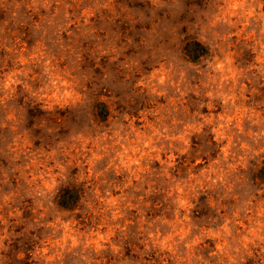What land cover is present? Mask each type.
Listing matches in <instances>:
<instances>
[{
	"label": "clouds",
	"instance_id": "1",
	"mask_svg": "<svg viewBox=\"0 0 264 264\" xmlns=\"http://www.w3.org/2000/svg\"><path fill=\"white\" fill-rule=\"evenodd\" d=\"M262 170L264 0H0V264H264Z\"/></svg>",
	"mask_w": 264,
	"mask_h": 264
},
{
	"label": "rangeland",
	"instance_id": "2",
	"mask_svg": "<svg viewBox=\"0 0 264 264\" xmlns=\"http://www.w3.org/2000/svg\"><path fill=\"white\" fill-rule=\"evenodd\" d=\"M194 48L196 51L198 52H206V49H203L202 46H198L196 43H193L192 45H189L188 46V49H192ZM195 58V57H194ZM97 108L99 109V115L102 117V118H107V115H108V111H107V106L106 105H103V104H98L97 105ZM30 115H43V113H40L38 110L35 111V112H31ZM260 175L262 177H264V170L261 171ZM71 194H75L74 192H70V191H65V194L64 196L66 197H70L69 195ZM76 195V194H75ZM75 200L74 201H71L69 204H66V205H62L63 207H66V208H72L76 205V203L78 202V196L76 195L75 196ZM66 199V198H65Z\"/></svg>",
	"mask_w": 264,
	"mask_h": 264
},
{
	"label": "trees",
	"instance_id": "3",
	"mask_svg": "<svg viewBox=\"0 0 264 264\" xmlns=\"http://www.w3.org/2000/svg\"><path fill=\"white\" fill-rule=\"evenodd\" d=\"M198 46H201V45H199L198 43H196ZM70 197H66V196H64V198L62 199V201H61V204L64 206V205H66V204H69L71 201H74L75 200V194H71V195H69ZM66 198V199H65Z\"/></svg>",
	"mask_w": 264,
	"mask_h": 264
}]
</instances>
